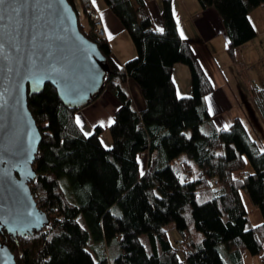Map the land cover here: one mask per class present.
I'll return each mask as SVG.
<instances>
[{"label": "trees", "instance_id": "16d2710c", "mask_svg": "<svg viewBox=\"0 0 264 264\" xmlns=\"http://www.w3.org/2000/svg\"><path fill=\"white\" fill-rule=\"evenodd\" d=\"M68 1L77 12L74 0ZM197 1L221 16L226 51L235 61L236 50L256 35L249 13L264 0ZM80 2L88 15L89 1ZM103 2L136 52L117 64L106 39L78 20L107 59L104 90L120 103L108 126L112 145H102L100 125L85 134L77 110L65 107L51 85L28 95L41 134L36 179L29 186L50 223L18 244L5 232L1 240L16 264H245V251L264 264V148L239 117L224 128L212 127L205 96L213 85L178 33L172 0H161L160 30L143 0ZM175 64L189 70L188 96L177 95ZM128 79L139 88L141 110ZM250 95L264 123V88L251 87ZM243 194L260 211L262 222L255 226H248ZM171 223L175 241L168 235Z\"/></svg>", "mask_w": 264, "mask_h": 264}, {"label": "water", "instance_id": "95a60500", "mask_svg": "<svg viewBox=\"0 0 264 264\" xmlns=\"http://www.w3.org/2000/svg\"><path fill=\"white\" fill-rule=\"evenodd\" d=\"M108 73L68 0H0V234L12 242L50 223L29 186L41 134L28 95L49 84L65 107L80 110L103 92ZM0 264H16L1 237Z\"/></svg>", "mask_w": 264, "mask_h": 264}, {"label": "crops", "instance_id": "0c3cea01", "mask_svg": "<svg viewBox=\"0 0 264 264\" xmlns=\"http://www.w3.org/2000/svg\"><path fill=\"white\" fill-rule=\"evenodd\" d=\"M88 1L90 4L89 11H97L101 17L105 39L110 46L111 55L116 63L122 65L133 58L136 52L131 39L121 23L106 7L103 0ZM74 2L76 7L77 5L81 6L80 0H74ZM143 2L155 28L160 30L162 28L161 0H143ZM172 11L178 33L189 41L197 59L213 85V90L205 96V104L211 116L212 127L217 129L224 128L236 117L243 120L244 116V118L248 119L247 115H251L256 121L254 114L255 106L250 95L251 86L247 85L246 88L243 83L235 86L234 78L236 76L231 72L230 75L233 79L229 80L225 77L224 71L228 73L227 69L232 70L233 63H236L237 60L240 61V65L244 62L247 67H250L246 61V57L243 56L245 50L248 51L250 56L247 60L252 65L258 64V58H261L262 54V52H259V49L264 51V5L249 13V20L256 31V35L252 40L236 50L235 61L227 54V37L224 26L221 16L214 7L201 8L197 0H172ZM84 18L87 19L90 26L89 17L84 14ZM171 74L177 95H190L191 82L188 68L183 64H175ZM128 80V88L134 104L137 110H141L144 107V102L139 88L133 80ZM247 80L255 84L254 79L249 74H247ZM248 84H250L249 81ZM119 106L118 100L110 92L103 90L95 101L75 113V120L84 133L85 130L88 133L92 132L93 126L96 125H100L102 130H104L111 123L112 116ZM251 124L254 125H252L253 129H249L246 125L247 129L264 148V140L260 139L258 133L255 131V125L260 126V123L255 124L251 122ZM143 162L144 159L142 160ZM144 167L141 168L143 169ZM260 221L262 222V217L259 218L258 222Z\"/></svg>", "mask_w": 264, "mask_h": 264}, {"label": "rangeland", "instance_id": "374dc122", "mask_svg": "<svg viewBox=\"0 0 264 264\" xmlns=\"http://www.w3.org/2000/svg\"><path fill=\"white\" fill-rule=\"evenodd\" d=\"M77 13H78V20L80 22V25L83 27L84 30H87L89 28V25H88L87 19L84 18V13L82 11L81 6L77 5ZM87 16L89 17V21H90V12L88 13ZM259 52H262V54H261V58H258V61H259L258 64L255 63V65H252L251 62L247 60L248 57H250V56L248 54V51L245 50L243 52V56L246 57V61L250 65V67H247V65L244 64V62H242V65H240V61L237 60L236 63H233L234 65H233L232 70L227 69L228 73H226V71H224L225 77L228 78L229 80H232L233 77L230 75L232 72L233 75L236 76V78H234L235 86L241 85V83H243V85L246 88H247V85H250L251 87H255V89L264 88V51H262V49H259ZM245 67H246V69H244ZM247 74H249V76L252 79H254L255 84H253L252 81L247 80ZM248 81L250 82V84H248ZM128 82H129V80H127V86L129 84ZM128 90H129V88H128ZM254 114L256 116V121L251 115H247L249 120L246 117L244 118V116H243V121H244L245 125H247L249 127V129H251V130L253 129L252 128L253 124H251V122H253L255 124L260 123V126L255 125V128H256L255 131L258 133L260 139L264 140V135H263L264 134V123H263V121H262V119H261V117H260V115L256 109L254 110ZM109 125L110 124H108V126ZM108 126L105 127L104 130H102V132L100 133V136H99L100 141L105 148H109L112 145V139H111L110 132L108 130ZM84 130H85V128H84ZM85 133H88V132L85 130ZM89 133H91V132H89ZM145 160H146V157H145ZM142 165H143L142 167H144V165H145L144 162L142 163ZM144 170H145V167L142 169V171H144ZM242 197H243V201H244V204L246 206V209L248 211V216H249L248 226L257 225L258 223L261 222V221L258 222L259 218H261L259 209L251 203V201L248 199V197L245 194H243ZM78 219H79L80 224L82 226H85L83 218L80 216ZM173 226H174L173 223H171L167 226L168 235H169V238L171 241H175L178 238V233L174 229ZM140 238H141L142 242L145 243V245H147L145 235H141ZM111 246H114V245H111ZM243 260H244L245 264H262L258 255H251L246 251L243 253Z\"/></svg>", "mask_w": 264, "mask_h": 264}, {"label": "built area", "instance_id": "2783aa9c", "mask_svg": "<svg viewBox=\"0 0 264 264\" xmlns=\"http://www.w3.org/2000/svg\"><path fill=\"white\" fill-rule=\"evenodd\" d=\"M90 26L97 37L105 38V31L102 25L101 17L97 11H90ZM181 242H178L180 247Z\"/></svg>", "mask_w": 264, "mask_h": 264}]
</instances>
